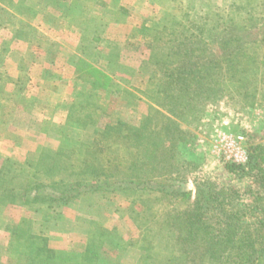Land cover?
Returning <instances> with one entry per match:
<instances>
[{
    "label": "rangeland",
    "instance_id": "rangeland-1",
    "mask_svg": "<svg viewBox=\"0 0 264 264\" xmlns=\"http://www.w3.org/2000/svg\"><path fill=\"white\" fill-rule=\"evenodd\" d=\"M0 8V80L11 105L8 118L0 114L8 124L0 264H27L25 246L62 253L64 264H82L88 246L98 252L91 264H157L168 221L187 215L183 200L107 187L67 204L13 203L48 155L59 159L44 181L169 177L264 206V0H0ZM235 54L233 72L225 60ZM198 76H209L207 92L192 82ZM14 140L20 160L4 159ZM250 156L242 174L227 169Z\"/></svg>",
    "mask_w": 264,
    "mask_h": 264
},
{
    "label": "trees",
    "instance_id": "trees-1",
    "mask_svg": "<svg viewBox=\"0 0 264 264\" xmlns=\"http://www.w3.org/2000/svg\"><path fill=\"white\" fill-rule=\"evenodd\" d=\"M1 9L0 12H4ZM237 56L239 55H231L225 60L228 61L229 68L233 72L236 71L237 64L241 62L237 60ZM244 56H246V64L247 59L251 57L249 54ZM212 68L210 67V69ZM211 73L212 71L208 72L207 75H211ZM0 74H3L1 70ZM198 77L196 82L194 80L192 82L196 83L199 89L207 92L206 85L201 84V81H205L204 79L209 78V76ZM1 82L2 80H0V84ZM4 86V83L0 85V114L1 117L8 118L11 105L7 104L8 94ZM166 98L177 102L175 94H168ZM80 102L83 103L80 100L79 104ZM69 116L79 122L82 119L77 114L74 116L70 114ZM167 128H164L163 134L169 136L172 132ZM58 156L51 157L48 155L42 158V162L36 165L33 174L31 173L28 177L33 180L32 184L34 185L12 194L13 203L29 205L48 201L67 204L71 200L83 196L84 192L106 187L123 196L153 191L169 199L183 200L189 206L185 217L179 216L177 219L168 221V226L171 229L170 243L166 242L162 245L163 252L156 255L153 263L264 264V206L258 205L257 202L242 204L236 191L232 190L229 193L217 191L208 182H196L194 190H189L181 180L169 177L158 179V181H156L157 179L154 181L149 179L143 184H136L131 179L85 182L71 178L67 184H61L63 182L58 180L44 181L49 177L50 163L54 164L59 159ZM37 158L38 156H35V159ZM252 159L253 156H250L249 162L245 166L228 163L226 167L233 173L242 174L245 168L250 166ZM29 164L31 163L29 162ZM69 167L71 168V164ZM162 234L163 232H160L159 236ZM144 240L146 243L155 239L146 235ZM165 250L168 251L169 255H165ZM21 251H23V257H26L23 260L27 264H64L66 261L60 257L63 256L62 253L53 250L33 249L25 246ZM97 253L92 246H88L84 252L85 259L82 264H91ZM148 258L152 259L153 257L148 256ZM20 261L22 260H19L17 264H20Z\"/></svg>",
    "mask_w": 264,
    "mask_h": 264
},
{
    "label": "crops",
    "instance_id": "crops-1",
    "mask_svg": "<svg viewBox=\"0 0 264 264\" xmlns=\"http://www.w3.org/2000/svg\"><path fill=\"white\" fill-rule=\"evenodd\" d=\"M68 13L69 12H66L64 15H63V17H69L68 16ZM44 80H45V78H44ZM72 85V87H74V85L73 84H71ZM95 95V94H94ZM4 121V120H3ZM2 120H1V118H0V137H5L6 136V134H7V130H8V124H7V122L5 121V122H3ZM46 125H50V122H49V120L47 119V118H44V124H43V127H44V134L46 135V134H48V130H45V128L47 127ZM65 126V125H64ZM56 128H57V125L55 126ZM52 138H54V140H55V136H53ZM1 140V139H0ZM23 142H20L19 143V145H21ZM25 143V142H24ZM14 149H15V152H14V155H12V156H8L7 158H5L4 156V159H13V160H15V161H17V160H20L18 157H16L15 156V153L17 152V150H18V143H17V141H15L14 140ZM30 152L31 151H28L27 153H26V155H25V160L27 159V156L30 154Z\"/></svg>",
    "mask_w": 264,
    "mask_h": 264
},
{
    "label": "built area",
    "instance_id": "built-area-1",
    "mask_svg": "<svg viewBox=\"0 0 264 264\" xmlns=\"http://www.w3.org/2000/svg\"><path fill=\"white\" fill-rule=\"evenodd\" d=\"M229 139H230V138H228V140H229ZM239 139H241V138H239ZM228 142H229V141H228ZM230 146L233 147V148H235V147L233 146V142L230 143Z\"/></svg>",
    "mask_w": 264,
    "mask_h": 264
}]
</instances>
